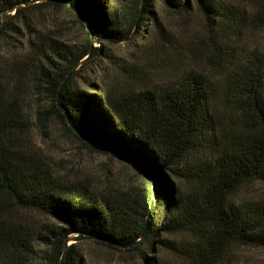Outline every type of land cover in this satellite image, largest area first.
Segmentation results:
<instances>
[{"label":"trees","instance_id":"16d2710c","mask_svg":"<svg viewBox=\"0 0 264 264\" xmlns=\"http://www.w3.org/2000/svg\"><path fill=\"white\" fill-rule=\"evenodd\" d=\"M35 1L0 0V17L67 8L63 0ZM67 1L84 12L93 34L87 31L82 46L51 36L29 40V62L15 73V89L23 94H0V264H81L79 245L87 240L134 253L141 264H171L158 255L161 249L185 264H218L232 244L264 246V199L231 201L244 185L264 179V66L255 56L239 60L236 50L249 24L264 26V0H244L256 6L254 13L242 0ZM157 1L174 11H198L217 34L225 88L192 66L161 85L132 73L150 42L167 38ZM133 33L146 50L126 53L122 64L108 48L90 57L94 41L122 44ZM105 58L111 79L106 74L97 84L82 74ZM32 88L43 97L36 124L24 103ZM67 114L89 141L74 132ZM54 119L89 149L129 155L155 188L146 177L136 188L100 189L55 173L26 146L33 128ZM20 210L49 223L28 227ZM78 236L84 239L70 243Z\"/></svg>","mask_w":264,"mask_h":264},{"label":"rangeland","instance_id":"374dc122","mask_svg":"<svg viewBox=\"0 0 264 264\" xmlns=\"http://www.w3.org/2000/svg\"><path fill=\"white\" fill-rule=\"evenodd\" d=\"M243 2L245 4L242 0L241 6L244 5ZM155 4L167 38L156 43L151 41V44H148V51L137 56L135 60L137 66L132 69V73L145 76L150 85H161L177 81L183 71L192 66L207 74L211 82L219 85V89L225 88L224 75L227 70L219 64L214 48L218 36L208 29L201 14L196 10L174 11L160 1ZM246 4L249 12H256L255 5ZM27 24L31 28H28ZM87 31L78 21L75 11L70 8L44 6L28 9L25 14L12 12L6 18L0 17V94L4 98L14 92L17 98L23 94L22 91L15 89V73L29 62V40L38 41L41 37L51 36L69 46H82L86 43ZM137 38L133 33V40L122 44L112 42L101 44L94 41L93 57L99 58L102 50L108 48L112 60L122 64V61L118 60L126 53L139 49L146 50V44L141 38ZM236 50L239 60L255 56L264 66V26L258 22L249 24L240 36ZM111 65V60L105 58L100 68L96 66L82 74L91 82L99 84L102 76L107 74L111 79L114 75ZM125 65L133 68L129 62ZM83 86L84 84L81 87ZM40 98L35 95L34 88L24 97V103L35 124L36 112L43 109V106L39 107ZM26 143L31 153L44 161L55 173L67 176L71 180H88L100 189L106 186L136 188L143 181V177L118 155L119 152L105 149L94 151L85 147L58 119L50 121L43 129L33 128ZM263 199L264 179L247 183L232 196L231 201L236 205H242ZM19 216L28 227H39L49 223L45 217L33 211L20 210ZM79 247L82 255L81 264H141L136 255L127 250H114L96 245L90 240L80 242ZM158 255L166 258L171 264H185V261L173 252L161 249ZM218 264H264V246L232 244L227 247Z\"/></svg>","mask_w":264,"mask_h":264},{"label":"water","instance_id":"95a60500","mask_svg":"<svg viewBox=\"0 0 264 264\" xmlns=\"http://www.w3.org/2000/svg\"><path fill=\"white\" fill-rule=\"evenodd\" d=\"M63 2L66 4V7L67 8H70V9H73L74 11H75V13L77 14V16H78V21L82 24V26H84L91 34H93V30H92V28H91V26L89 25V23L87 22V20H86V16H85V14H84V12L81 10V9H79L77 6H75V5H72V4H70L67 0H63ZM94 54H95V49H92L91 50V53H90V57H93L94 56ZM63 88H64V86H62V88H61V91H60V97H59V106L60 107H63L62 106V101H61V94H62V91H63ZM67 120H68V123H69V125L72 127V129L74 130V132L76 133V134H78L80 137H82V139H84L85 141H89V139L87 138V137H85L81 132H79L78 130H77V128L75 127V125L72 123V121H71V117H70V115L69 114H67ZM103 149V148H102ZM119 156L121 155L122 156V158H124L126 161H127V163L130 165V166H132L133 167V169H135L136 170V172H138L139 174H140V171L136 168V167H134L132 164H130L128 161H132V162H134L131 158H130V156L129 155H127V154H124V153H120V154H118ZM143 173V176L142 177H146V178H149L150 179V181L152 182V184H153V186H154V188H155V181H154V179L150 176V175H148V173L147 172H142ZM82 239H84V237L83 236H78V237H74V238H72L71 240H70V243H72V242H76V241H80V240H82ZM65 255V254H64Z\"/></svg>","mask_w":264,"mask_h":264}]
</instances>
